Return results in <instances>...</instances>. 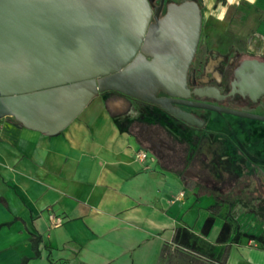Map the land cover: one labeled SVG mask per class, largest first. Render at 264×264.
I'll list each match as a JSON object with an SVG mask.
<instances>
[{"label":"crops","instance_id":"crops-1","mask_svg":"<svg viewBox=\"0 0 264 264\" xmlns=\"http://www.w3.org/2000/svg\"><path fill=\"white\" fill-rule=\"evenodd\" d=\"M198 3L202 34L207 26L213 52L264 62V0ZM220 5L228 8L222 22L211 14ZM95 100L53 137L16 121L0 123V198L5 201L0 203V264H18L24 257L32 258L29 264H50L48 259L78 264H264V243L256 239L264 233L263 223L258 234L244 235L230 208L216 207L212 195L185 185L150 152L147 159H138V151L147 150L115 121L124 114L125 102L113 100L110 110L106 98ZM228 209L233 228L238 225L244 236L234 242L232 233L220 244ZM212 216L214 224L204 236L202 229ZM178 229L194 235L202 254L213 258L176 244ZM36 239L39 258H34Z\"/></svg>","mask_w":264,"mask_h":264},{"label":"water","instance_id":"water-1","mask_svg":"<svg viewBox=\"0 0 264 264\" xmlns=\"http://www.w3.org/2000/svg\"><path fill=\"white\" fill-rule=\"evenodd\" d=\"M165 1L157 6L158 0H0V120L13 118L53 137L95 99L117 93L196 125L195 117L158 95L189 96L201 7L195 0L170 3L160 18ZM246 69L251 74L238 84L239 93L258 103L264 62L245 60L237 74ZM187 104L264 122L256 114Z\"/></svg>","mask_w":264,"mask_h":264},{"label":"flooded vegetation","instance_id":"flooded-vegetation-1","mask_svg":"<svg viewBox=\"0 0 264 264\" xmlns=\"http://www.w3.org/2000/svg\"><path fill=\"white\" fill-rule=\"evenodd\" d=\"M170 3L174 2L165 1L160 18ZM159 4L160 0L157 6ZM242 63L239 58L222 57L213 51L212 55L199 53L197 48L187 74L188 98L181 100L159 93V98L172 100L174 109L195 117L194 126L157 105L117 93L106 95L111 100L124 101L127 106L124 111L128 112L132 107L137 109L133 116H129V112L120 116L123 125L136 136L141 147L148 153L151 151L152 157L175 172L185 185L214 193L215 204L221 209L231 208L229 198L234 193L246 198L238 205L241 209H264V146L254 148L249 142L253 136L264 137V123L239 117L241 122L236 132L241 134L228 145L226 140L217 138L218 133L213 130V113L216 112L187 104L216 105L264 116V95L259 97L258 103H254L248 93L244 96L239 93L238 84L251 74L248 69L243 74H237ZM231 152L239 155L234 157V162Z\"/></svg>","mask_w":264,"mask_h":264},{"label":"rangeland","instance_id":"rangeland-1","mask_svg":"<svg viewBox=\"0 0 264 264\" xmlns=\"http://www.w3.org/2000/svg\"><path fill=\"white\" fill-rule=\"evenodd\" d=\"M170 2H182L184 0H169ZM230 27H227V30L229 31ZM207 30V26L204 27L203 30V34L201 33V38H200V42H199V46H198V50L199 53H208V55H212V51H213V43L212 46L208 45V40H207V36H205V31ZM99 98H106L107 99V105L108 108L110 110H114V108H112V101L110 97L107 98L106 93L101 95ZM98 99V98H97ZM96 101V100H95ZM127 106L125 107L126 110ZM137 109L135 107H132V109H129V113L127 111H124L128 113L129 116H133L134 112ZM213 117L215 120V124H213V130L215 132L218 133V135L220 134V136L217 135V138L226 140L228 142V145H230V143L232 141H234L237 136L241 133H237L236 130L239 127V123L241 122V119L237 116L234 115H230V114H219V113H213ZM121 117L118 115L115 117V121L117 122L118 126L120 127H124L122 120L120 119ZM3 121L7 122V121H12L14 122L15 120L13 118H5L2 119V121L0 123H3ZM264 123V122H263ZM241 140H244L242 136L239 137ZM250 142V146L254 147V148H262L264 146V137L263 135H256L250 138L249 140ZM232 155V160L233 162L236 161L234 159V157H238L239 155H235V153L231 152L230 153ZM239 162V161H238ZM236 171H240V170H236ZM207 194L212 195L214 193L212 192H207L205 191ZM253 192H256V189L253 188ZM244 198V199H243ZM242 198V196L237 195L236 193L232 194L229 198V204L231 206L230 208V212L232 214H234L235 218L237 219V221L239 222V225L242 229V233L244 235H253V234H258L261 227H263V225H261V222L258 220L257 214H256V209H241L239 206L241 205V203L246 200L245 196ZM239 199L240 204L238 203ZM239 205V206H238ZM21 262L19 261L18 264H20ZM33 264H47L43 261H39V262H34ZM52 264H78L75 261H70V260H59V261H52Z\"/></svg>","mask_w":264,"mask_h":264},{"label":"trees","instance_id":"trees-1","mask_svg":"<svg viewBox=\"0 0 264 264\" xmlns=\"http://www.w3.org/2000/svg\"><path fill=\"white\" fill-rule=\"evenodd\" d=\"M195 1L198 2L200 0H195ZM17 124L21 125L18 122H17ZM0 203L5 204V201L2 198H0ZM216 207H219V206L216 205ZM211 210L217 212V210H219V209H211ZM228 211H229V209L227 210V213L223 216L226 221H225V224H224V226L220 232L219 238H218V243H220V244L227 243L229 241L232 233L234 234V237L232 239V241H234V242L238 241L240 237L244 236L240 232V228L238 225H236L235 228H233V222H232V219H231ZM256 213H257L258 220L264 224V209H256ZM215 214H213V216ZM213 216L209 217L206 220V223L202 229V234L204 236L208 235L210 229L212 228V226L214 224L215 218ZM7 225L10 226L11 224L9 223V224L3 225V226H7ZM256 239L258 241H260L261 243H264V233L262 234V236L257 237ZM175 243L178 244L182 248L189 249L193 252H196L197 254H200L202 256H206L209 259L213 258V256L210 254H202V252L197 247V238L185 230H180V229L177 230L176 235H175ZM38 244H39V241L37 239L33 240V250L35 252L34 258L40 257V253L38 251V246H39ZM31 260H32V258L24 257L21 264H29V262ZM48 261L50 264H52L51 260L48 259Z\"/></svg>","mask_w":264,"mask_h":264},{"label":"clouds","instance_id":"clouds-1","mask_svg":"<svg viewBox=\"0 0 264 264\" xmlns=\"http://www.w3.org/2000/svg\"><path fill=\"white\" fill-rule=\"evenodd\" d=\"M250 2H252V0H250ZM205 3L207 4V0H205ZM228 4L229 5H232V4H236L238 5L239 4V0H228ZM227 11H228V8L225 7L224 5H220L218 7V10L217 12H212L211 14L218 20V21H223L226 17V14H227ZM208 13H205V16H207Z\"/></svg>","mask_w":264,"mask_h":264},{"label":"built area","instance_id":"built-area-1","mask_svg":"<svg viewBox=\"0 0 264 264\" xmlns=\"http://www.w3.org/2000/svg\"><path fill=\"white\" fill-rule=\"evenodd\" d=\"M137 158L140 159V160L147 159L148 158V152L147 151H144V150L138 151Z\"/></svg>","mask_w":264,"mask_h":264}]
</instances>
